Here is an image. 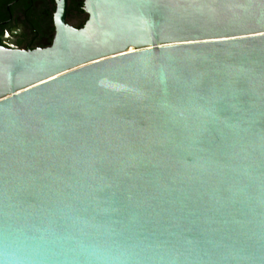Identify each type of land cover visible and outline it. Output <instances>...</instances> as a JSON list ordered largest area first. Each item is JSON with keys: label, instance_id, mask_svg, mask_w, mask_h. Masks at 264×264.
<instances>
[{"label": "water", "instance_id": "obj_1", "mask_svg": "<svg viewBox=\"0 0 264 264\" xmlns=\"http://www.w3.org/2000/svg\"><path fill=\"white\" fill-rule=\"evenodd\" d=\"M0 48V264H264V0H86Z\"/></svg>", "mask_w": 264, "mask_h": 264}, {"label": "flooded vegetation", "instance_id": "obj_2", "mask_svg": "<svg viewBox=\"0 0 264 264\" xmlns=\"http://www.w3.org/2000/svg\"><path fill=\"white\" fill-rule=\"evenodd\" d=\"M66 23L76 29L89 20L86 0H67ZM57 0H0V48L36 50L52 46Z\"/></svg>", "mask_w": 264, "mask_h": 264}]
</instances>
